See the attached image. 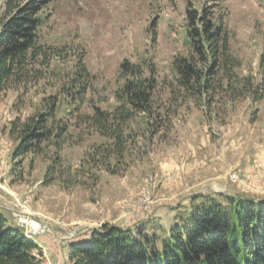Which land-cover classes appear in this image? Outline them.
<instances>
[{"label":"rangeland","instance_id":"1","mask_svg":"<svg viewBox=\"0 0 264 264\" xmlns=\"http://www.w3.org/2000/svg\"><path fill=\"white\" fill-rule=\"evenodd\" d=\"M209 1L55 0L46 11L51 16L41 28L43 40L65 47L70 59L56 66L57 71L66 77L82 55L92 78L81 98L74 86H64V78L60 82L52 75L30 85L27 92L9 89L0 96V204L8 207L6 215L16 224H20L19 208L42 225L48 223L45 233H28L35 241L37 236L45 239L44 247L40 246L45 264L58 260L71 264L69 244L88 238L91 229L103 223L144 227L163 237L185 216L190 198L197 193L264 196V99L219 100L207 108L189 101L176 114L169 105L170 87H177L174 57L192 51L187 6L191 3L199 9ZM221 4L232 51L242 61L236 71L260 82L264 0H221ZM4 6L5 0H0V18ZM125 59L142 64L146 75H155V106L163 113L168 108V120L155 133L156 119L138 114L129 123L133 140L126 165L120 166L123 172H83L89 186L65 188L60 180L80 168L92 146L106 141L81 123L80 116L93 114L95 108L111 111L117 106L115 91L123 83L119 74ZM49 102L59 106L57 123L67 130L59 150L61 164L50 172L51 161L33 153L15 164L12 123ZM193 149L201 156L197 158ZM55 151L54 146L48 148L52 159ZM188 181L197 185L190 187ZM217 199L225 202L223 196Z\"/></svg>","mask_w":264,"mask_h":264},{"label":"trees","instance_id":"2","mask_svg":"<svg viewBox=\"0 0 264 264\" xmlns=\"http://www.w3.org/2000/svg\"><path fill=\"white\" fill-rule=\"evenodd\" d=\"M54 3L55 0H5L0 18V96L9 89L27 92L30 85L48 75L59 77L60 82L64 78V86H74L79 98L86 93L92 76L82 55L75 62L71 59L74 66L63 77L56 66L70 60L66 48L43 40L41 28L51 16V11H46ZM186 12L192 51L188 56L174 57L177 87L171 85L169 103L173 114L189 101L207 108L219 100L250 98L255 103L264 99V47L259 61L260 82L251 74L240 76L236 70L242 61L232 51L221 0H211L199 9L189 3ZM119 75L123 83L115 91L117 106L111 111L95 108L93 114L80 116L81 123L106 141L92 146L80 168L60 180L65 188L89 186L83 172H123L120 166L126 165L133 140L129 123L138 114L156 119L155 133L168 120V108L163 113L155 106L154 74L146 75L142 64L125 59ZM58 109L56 102H49L26 119L17 118L12 123L10 134L17 142L11 153L15 164L29 153L50 160V172L61 164L59 150L67 130L57 123ZM43 142L47 145L43 146ZM51 146L56 150L53 159L48 152ZM12 173L16 175L14 170ZM94 175L97 182L99 177ZM217 195L223 196L225 202ZM190 201L185 216L163 237L138 226L103 223L91 229L88 238L69 244L70 263L264 264V196L197 193ZM27 237L22 225L0 209V264H45L41 247Z\"/></svg>","mask_w":264,"mask_h":264},{"label":"built area","instance_id":"3","mask_svg":"<svg viewBox=\"0 0 264 264\" xmlns=\"http://www.w3.org/2000/svg\"><path fill=\"white\" fill-rule=\"evenodd\" d=\"M19 206V204H17ZM24 209L19 208V210H16V213L18 215V218L20 223H23L26 227H28V230H31L33 232H36L38 235L43 234L47 231V228L49 225L45 223L42 225L40 221H37L33 218H31L27 213L24 212ZM72 236V234H68ZM52 264H60V260L52 263Z\"/></svg>","mask_w":264,"mask_h":264},{"label":"crops","instance_id":"4","mask_svg":"<svg viewBox=\"0 0 264 264\" xmlns=\"http://www.w3.org/2000/svg\"><path fill=\"white\" fill-rule=\"evenodd\" d=\"M191 152H193V154L198 158V157H200L201 155H200V153H199V151H196L195 149H193ZM249 159L250 160H252L251 159V156L249 157ZM11 174V176H12V173H10ZM202 182V181H201ZM188 183H189V181H188ZM199 183V182H198ZM188 185H190V187H193V186H195V185H197V183L196 184H193V181H191V184L189 183ZM204 186H207V185H204ZM11 188V187H10ZM13 193H14V191H13ZM15 197V196H14ZM0 209L5 213V215H6V213H8L9 214V211H8V207H5V205H3V204H0ZM7 216V215H6ZM9 216V215H8ZM40 237V236H39ZM38 236H37V243L39 244V246H41V247H44V243L43 242H45V239H43V238H39ZM46 244V243H45Z\"/></svg>","mask_w":264,"mask_h":264},{"label":"bare ground","instance_id":"5","mask_svg":"<svg viewBox=\"0 0 264 264\" xmlns=\"http://www.w3.org/2000/svg\"><path fill=\"white\" fill-rule=\"evenodd\" d=\"M21 225H23V224H21ZM23 226H24L25 235L28 236V237H30L28 233H32L31 230H28V227H26L25 225H23ZM30 239H33V238H30Z\"/></svg>","mask_w":264,"mask_h":264},{"label":"water","instance_id":"6","mask_svg":"<svg viewBox=\"0 0 264 264\" xmlns=\"http://www.w3.org/2000/svg\"><path fill=\"white\" fill-rule=\"evenodd\" d=\"M46 223V222H45ZM48 224V223H47Z\"/></svg>","mask_w":264,"mask_h":264}]
</instances>
